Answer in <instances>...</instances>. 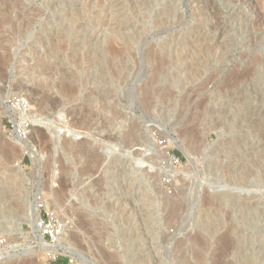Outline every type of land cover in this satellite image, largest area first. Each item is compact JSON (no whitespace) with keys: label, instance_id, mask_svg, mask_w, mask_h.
Returning <instances> with one entry per match:
<instances>
[{"label":"rangeland","instance_id":"obj_1","mask_svg":"<svg viewBox=\"0 0 264 264\" xmlns=\"http://www.w3.org/2000/svg\"><path fill=\"white\" fill-rule=\"evenodd\" d=\"M244 1L0 0V237L21 251L0 264H84L40 254L38 203L44 240L94 264H264V158L242 154L264 151V0Z\"/></svg>","mask_w":264,"mask_h":264},{"label":"bare ground","instance_id":"obj_2","mask_svg":"<svg viewBox=\"0 0 264 264\" xmlns=\"http://www.w3.org/2000/svg\"><path fill=\"white\" fill-rule=\"evenodd\" d=\"M246 1V0H245ZM244 1V2H245ZM245 4V3H244ZM6 66V65H5ZM4 69V68H3ZM51 69V68H50ZM251 69V68H250ZM245 71H246V69H245ZM236 72V71H235ZM51 73V72H50ZM242 73H244L245 74V76H246V74L248 73L247 71H246V73L245 72H242ZM251 73V72H250ZM250 73H248V74H250ZM239 74V73H238ZM244 74H242V75H244ZM190 75V74H189ZM236 75V74H235ZM242 75H240V76H242ZM240 76H239V78H240ZM237 77H238V75H237ZM212 78V77H211ZM236 78V77H235ZM242 78V77H241ZM246 78H247V76H246ZM2 81V80H1ZM234 81V80H233ZM17 83V82H16ZM232 85V84H231ZM243 87V86H242ZM15 88L16 89H18V90H20V89H22V83H18V84H16L15 85ZM29 90H30V92H32V94L33 95H36V94H39L40 93V91L38 90V89H36V88H29ZM20 92V91H19ZM70 93V92H69ZM19 94V93H18ZM71 94V93H70ZM28 95V94H27ZM165 95V94H164ZM27 98L28 99H30L31 101H32V99H34V98H30V97H28L27 96ZM26 98V99H27ZM22 99V98H21ZM25 99V98H24ZM49 99V98H48ZM45 100H46V97H45V95L43 94V96L38 100L39 101V103H44L45 102ZM46 101H48V100H46ZM98 101V100H97ZM50 102H52V101H50ZM53 103V102H52ZM54 104V103H53ZM59 104V103H58ZM254 105V104H253ZM256 108V107H255ZM10 111L11 109H10V107H7V106H5L4 105V112L3 113H6L7 111ZM245 114H244V116H249L250 118L251 117H253L254 115H256V114H262L263 113V110H261V109H256L255 111H254V107H252V106H247L246 108H245ZM28 113L29 112H26V111H24L23 113H20V118H21V122L23 123H26L27 122V119H28V116H30V115H28ZM35 113V112H34ZM59 113V112H58ZM36 114H37V112H36ZM49 112L47 113V116L45 117V119L46 120H49L50 118V116H49ZM60 115V114H59ZM62 115V114H61ZM12 116V115H11ZM35 116V115H34ZM37 116V115H36ZM35 116V117H36ZM198 117V116H197ZM20 123V122H19ZM21 124V123H20ZM67 124V123H66ZM66 126H68V125H66ZM35 129V128H34ZM192 129V128H191ZM23 130V128H21V131ZM181 132V131H180ZM197 132V131H196ZM38 138V137H37ZM106 140V139H105ZM183 141V140H182ZM17 142H19V141H17ZM234 144V143H233ZM244 145H245V143L243 142H241V141H238L237 143H235V148L233 149L234 151H236V150H239V149H242L243 147H244ZM84 146V145H83ZM233 146V145H232ZM246 146V145H245ZM78 147V146H77ZM101 147H103V146H101ZM248 147V146H247ZM22 149H21V153L22 154H25V153H27V154H29V156L31 157V161H32V163L34 164V167L36 168V165L38 164V159H37V151L34 149V148H30V147H27L26 145H22V147H21ZM84 148V147H83ZM100 148V147H99ZM101 149V148H100ZM96 150V149H95ZM251 150V151H250ZM250 150H248V152H244V153H242L243 155L245 154V159L246 160H249V162H251V168H253V167H255L256 166V164H257V161L255 160V156L256 157H258V158H261L260 160H262L263 158H264V151L262 152V149H258V146H253V147H250ZM232 151V150H231ZM250 151V152H249ZM251 152H252V154H251ZM167 153V152H166ZM239 153L240 152H236L235 153V157L237 158V161H236V163H235V166H236V168H234L233 169V173H236V175H237V179L238 180H244L245 178H246V176L248 175V174H250L251 173V168H249V167H246L245 166V164H244V161H241L239 158H240V156H239ZM87 155V154H86ZM88 156V155H87ZM242 156V155H241ZM169 158V157H168ZM167 158V159H168ZM169 160V159H168ZM167 165V164H166ZM168 166L170 167V164H168ZM168 166H166V167H168ZM169 167L168 168H166V169H168L167 170V172L169 173V174H172L173 176L175 175L174 173L175 172H173V170H171V168L169 169ZM67 168V167H66ZM164 168H165V166H164ZM233 168V167H232ZM62 169V168H61ZM90 170V169H89ZM95 170V169H94ZM232 170V169H231ZM67 171V170H66ZM231 172V173H232ZM238 175L239 176H241V177H238ZM172 176V177H173ZM61 177V176H60ZM63 178V177H62ZM55 179V178H54ZM59 181H61L60 180V178H59ZM53 182V181H52ZM56 182H58L57 180H56ZM99 182V181H98ZM61 184V183H60ZM60 184H58V185H60ZM81 184H82V186H84L85 185V181H83V182H81ZM97 184V183H96ZM48 185V184H47ZM93 185V184H92ZM95 185V184H94ZM61 187V186H60ZM64 187V186H63ZM48 188V187H47ZM52 188V187H51ZM97 188V187H96ZM98 189V188H97ZM40 191V190H39ZM96 191V190H95ZM42 192V190L40 191V193ZM50 192V191H49ZM43 193H45L44 191H43ZM47 193V192H46ZM45 193V194H46ZM51 193V192H50ZM48 194V193H47ZM53 194V193H52ZM42 195V194H41ZM51 196V195H50ZM42 197H45V196H42ZM43 199H45V198H43ZM46 199H48L47 198V195H46ZM45 199V200H46ZM44 200V201H45ZM31 201V200H30ZM33 202V201H32ZM28 205H29V203H27ZM35 204V203H34ZM49 203L47 202V200L45 201V204L44 205H46V206H49L48 205ZM36 211H38V207L37 208H34V207H32V205L31 206H28V208H27V210L24 212V222H27L29 225H30V227H31V229H32V234H33V236H32V240L36 243V244H38L39 246H40V254L41 255H47V254H49V252H52V253H54V254H57V253H59V254H72L73 252H75L76 254H77V259H78V261H80V262H82V263H84V264H94V262H93V260L92 259H90V258H87L86 256H82L78 251H77V249L76 248H74L71 244H69L66 240H65V238L63 239V237L61 238L60 237V239L58 238V241L57 242H52V243H48V242H46L45 240H44V238H43V234H44V232L42 231V228L41 227H38V225H37V219H38V217H37V212ZM65 227V226H64ZM54 241H55V239H54ZM230 241V240H229ZM34 244V243H33ZM229 244H230V242H229ZM26 245V244H25ZM28 245V247H27V251H26V253L27 254H33V253H36V251L34 250V245H31V244H27ZM71 245V246H70ZM17 246H12L11 248L14 250V252L13 253H11L10 252V250L8 249V250H6L5 252H3V253H1L0 254V258L1 257H5L6 255H8V256H12V255H14L15 254V259H16V257H18L19 255L18 254H21L20 252L21 251H17V250H15V248H16ZM17 251V252H16ZM23 253H25V251H23ZM74 254V253H73ZM72 254V255H73ZM50 255V254H49ZM46 257V256H45ZM220 264V263H219Z\"/></svg>","mask_w":264,"mask_h":264},{"label":"built area","instance_id":"obj_3","mask_svg":"<svg viewBox=\"0 0 264 264\" xmlns=\"http://www.w3.org/2000/svg\"><path fill=\"white\" fill-rule=\"evenodd\" d=\"M25 107L26 106H23L22 109H24ZM27 126H28V123H24V122L22 123L21 122V125H17L16 127H13L14 128L15 137H17L18 139L19 138H22V136L25 133H24V130L21 131V128L27 127ZM170 159H171L170 160L171 165H173V163L175 164V160L176 159L174 158V156H170ZM38 207L39 208H43V204L42 203H38ZM50 221H51V219L47 218V222L49 223ZM52 221H54V220L52 219ZM47 222H46V220H44L41 217H38V219H37V225H38V227H41L42 228V231L44 232V234L49 233L51 235V230L55 231V234L58 233V230H56V229H50V227H49V225H48ZM48 229L50 231H48ZM9 248H11V247L8 246V244L6 242V239L3 238V237H0V254L3 253V252H5Z\"/></svg>","mask_w":264,"mask_h":264},{"label":"trees","instance_id":"obj_4","mask_svg":"<svg viewBox=\"0 0 264 264\" xmlns=\"http://www.w3.org/2000/svg\"><path fill=\"white\" fill-rule=\"evenodd\" d=\"M54 264H62V262L58 260Z\"/></svg>","mask_w":264,"mask_h":264}]
</instances>
